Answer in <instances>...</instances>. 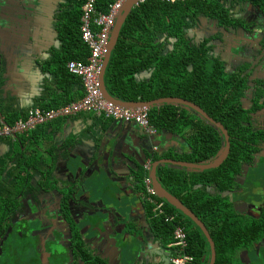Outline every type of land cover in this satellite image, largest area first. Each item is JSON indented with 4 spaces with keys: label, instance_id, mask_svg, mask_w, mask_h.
<instances>
[{
    "label": "flooded vegetation",
    "instance_id": "flooded-vegetation-1",
    "mask_svg": "<svg viewBox=\"0 0 264 264\" xmlns=\"http://www.w3.org/2000/svg\"><path fill=\"white\" fill-rule=\"evenodd\" d=\"M54 1L57 3H49ZM9 2L8 22L6 12L0 14V49L5 56L9 46H16L13 41L24 44L35 27L44 24L45 13L54 15L44 10L46 0ZM221 3L229 13L227 22L205 14L189 16L186 50L189 55L204 54L205 60L198 72L171 73V89L164 98L181 99L194 107L188 110L166 106L172 110L168 124L157 128L155 136H148L156 138L154 144L158 147L161 142L157 139L165 134L168 141L155 148L156 152L166 147L169 153L175 152L170 159L202 167H212L215 158L229 149L215 171L198 174L203 185L196 186L195 191L205 190L206 195L184 200L175 188L166 189L207 228V217L218 216L217 229L230 231L223 238L226 245L222 247V264H264V9L259 11L260 2L254 0ZM62 12L63 8L56 13L58 18ZM33 14L34 22L30 20ZM31 23L34 24L30 27ZM7 26L9 36L4 33ZM193 59L191 56L187 60ZM175 137L186 141L185 153L176 146ZM19 144L23 163L20 172L25 168V174L21 172L13 178L10 170L0 165V264H120L118 249L126 241L133 242L131 236H141L138 229L147 232L146 243L158 239L157 227L149 221L151 211L147 208V215L132 216V226H122V220H118L122 227L107 225L104 242L87 247L81 240L82 232L89 230L90 220L93 222L108 210L102 205L87 209L88 195L74 198L71 194L65 198L61 193L65 185L57 179L54 165L46 167L39 163L32 167L23 157L27 153L23 141ZM213 151L215 155L211 156ZM145 167L146 163L142 168V190ZM186 171L190 178L198 177L190 169ZM214 174L218 181L211 184ZM141 197L145 204L144 192ZM196 198L211 208L197 209ZM213 201L216 205H212ZM189 220L190 225L193 221ZM124 229L126 241L118 235ZM203 236L207 243L206 235ZM212 257L211 249L209 264Z\"/></svg>",
    "mask_w": 264,
    "mask_h": 264
},
{
    "label": "crops",
    "instance_id": "crops-1",
    "mask_svg": "<svg viewBox=\"0 0 264 264\" xmlns=\"http://www.w3.org/2000/svg\"><path fill=\"white\" fill-rule=\"evenodd\" d=\"M50 1L51 0H47L46 5L44 2L45 5L44 10L53 12L54 13L53 17H52V13L51 15L45 13L46 20L44 21V24L36 26L34 32H32L29 37L24 39L23 41L24 44L22 43L20 44V42H14V41L12 42L10 40L16 46L13 45L9 46L8 50L5 51V53L7 54L6 56L2 53V50L0 49V110L3 113V116L2 117L0 116V128H3L5 126H10L14 122H17L18 120L20 121L25 120L31 111L35 109H41L43 105L56 107L58 104H62V102L58 100L61 97H63L64 103L69 102V100L73 103H76L82 101L86 97V91L84 86L82 85L83 82L80 79H75L72 77L68 78L64 76V72L66 71L65 63L68 64V61L71 58L76 57L78 60L76 62L88 64L89 59L91 57V50L89 47L84 48L83 46H79V47L72 46V41H74L75 39V37H73V29L70 28L68 31L67 30L65 31V20L68 23L72 24V14H74L76 5L69 6L67 0H57V3L55 1L52 2V5H54L52 6L51 3H49ZM57 7H59V10L55 9ZM61 8H63V12L60 13L58 18V15L56 13L60 12ZM83 18H84V13H83ZM83 18H82V29L84 27ZM30 20L32 22L35 21V14H33ZM33 24L34 23H31L30 27ZM94 27H96L97 30H94ZM93 30L94 32H99L98 26L94 25ZM8 31L10 32V29H8ZM81 33L83 35V31ZM158 43H160V46L164 47V50H157V53L159 54L158 57L159 60H161L162 53L164 57H167L170 60L172 59L175 61H180L179 58L183 56V53L185 51L188 54V51L185 49L186 43L185 45H183L180 39L177 40L172 39L171 37L166 35L160 37L158 39ZM127 58H128L129 67L132 69L133 65L136 62V58L133 55H128ZM61 63H63V68L59 70V67L62 66ZM189 64L191 65L190 62ZM144 65H145V60L142 59L141 70L130 74V76L127 78V81H129L130 85L133 87L136 86L139 87L140 89L142 88V90L144 89L149 90L153 88V85H155L154 79H156L157 71L156 69L145 68ZM189 68H191V70L193 71V67L190 66L188 67V69ZM174 72L177 71H172V73ZM178 74L180 73L178 72ZM137 103H143V102H137ZM62 108H60L59 110H61ZM63 124L68 125V130L66 131L65 136L69 137L71 140L78 142L80 145V150L77 154L79 159L83 157L87 158L91 152L92 146L97 144L99 142L98 140L102 138L103 133L101 132V127L105 128L106 126H112V127L114 125L117 126L116 122L109 121L104 117L84 114V115L74 116L71 118L60 119L54 122L53 124L47 125L46 127H44V129L39 130L37 133L30 132L20 137L19 138L20 140L18 139L17 141L8 138L0 139V165L3 164L4 166V167L3 166L0 167H3L5 170L7 169L10 170V176L13 178L18 177V174L21 172L23 173L26 172L25 168H21V172H20V166H23V163H21V159L19 158L20 153L22 151V149L20 150L21 147L19 142H22L24 140L25 142H27L26 144H28L29 143L28 140H30L31 138L35 137L37 138V140L42 138L45 141L44 146L46 147V153H47L46 154L47 161H44V165L46 167H48V165L50 164L56 165L57 179L61 181L62 184H64L65 186H68V182H70V180L67 182V178L65 176L66 175L65 163H67L66 160L69 158V153L67 149L68 147H71V144L68 142L66 145L63 144L53 145V143L58 144L60 142V139L55 135L57 134L59 128L63 126ZM50 134H52V136H54L55 139L54 137H50L51 136ZM186 134L187 133H184L183 135ZM139 135L142 134L140 133ZM148 138L152 139L149 136ZM166 139L167 138L163 137L162 135L159 136L157 141L161 142L164 145L165 141L166 142L168 141ZM175 139L178 140L176 146H179L180 150L183 153H185L186 149L184 147L186 146V141L181 140L182 138L175 137ZM47 140L51 142L47 143ZM176 146L174 148H177ZM172 154L174 155L175 152L163 153V157H164L163 159L169 160L172 157ZM54 156H56L55 163L52 160ZM58 159H65V160H62V162H58ZM152 159L153 158H150V160L146 163V166L149 163H152L154 165L155 163H157L158 160L159 161L163 160L160 158L156 160L154 159L152 160ZM180 160L185 161L183 159ZM117 171L120 172L117 175L113 173L112 178L122 175L124 173V169H118ZM173 171L176 172V176L178 175L184 178L181 181H177V183L174 185H171L169 180H166V182H164L165 188L169 184L167 189L175 188L176 194L184 200H188L192 196L206 195L205 190L201 192L195 191L196 186L203 185L202 176L198 175L199 173H196L198 177L192 179L189 176H187L188 172L186 170H173ZM144 173L146 176L145 180H147V178L152 179V172H148L146 167ZM126 174L129 173L126 172ZM110 179L111 178H109L105 174L100 181L93 183L92 191L94 195L98 194L97 191L100 190L102 185L106 184V186H109L111 184V182H109ZM143 192L145 194L144 201L146 203L143 204L144 202L142 201L140 203V210L142 211V213L144 215H147V208H149L151 211V217L149 221L152 220V222H154L155 220H159L158 222L161 223L162 221L165 222L162 219L155 218L154 207L146 197L147 196L146 184ZM66 193L68 194L69 192ZM130 193L131 192H127V194ZM125 197L126 195L123 198ZM198 199H199V206L197 209H200L206 203L202 205L201 198ZM161 201L168 204V202H166L165 200L161 199ZM112 203L113 202H111V204ZM115 203L116 201L114 202V206L116 205ZM146 205H149L150 207ZM168 214L171 217H174L176 219L175 221H179L178 215H174L170 213ZM173 223L165 222V224H173ZM193 223H190L191 226L187 224L188 228H190L191 231L197 230L200 231L202 234H204L200 229V227H198L195 223L194 224ZM207 225H208L209 233L213 239V234L214 233L216 234V232H218L217 226L210 222L207 223ZM159 231L158 232L160 233L159 234L160 237H158V239L155 238L154 240H150L149 242H147L152 244L153 246L146 249L144 248L145 250L143 251H146L147 254L143 257V259L139 261L138 264H172L173 252H177L175 249H173L174 240L172 243V239H174V236L171 235L170 237L162 230ZM145 235L146 237L148 236L147 232L145 233ZM167 238H170L169 242L165 243L164 239ZM207 243H209L208 239H207ZM182 254L184 255V253ZM120 264H133V263L130 260L129 261L122 260Z\"/></svg>",
    "mask_w": 264,
    "mask_h": 264
},
{
    "label": "water",
    "instance_id": "water-1",
    "mask_svg": "<svg viewBox=\"0 0 264 264\" xmlns=\"http://www.w3.org/2000/svg\"><path fill=\"white\" fill-rule=\"evenodd\" d=\"M142 1L143 0H129L124 5V8L121 11L120 16L117 20V25L111 39L110 52L106 58L102 73L103 94L108 101L126 110L149 109L152 111L155 109L164 108L166 106L182 107L187 108L189 110L193 108L194 105L189 102H185L181 99H162L154 102L125 103L115 99L109 93L106 84V77L109 66L112 61L113 53L120 42L121 33L128 18L132 14L135 7L140 5ZM258 2L260 3L257 6V9L259 11H262V9H264V0H257V3ZM10 6L11 4L9 0H0V14L6 12L7 22ZM55 9L59 10V7ZM262 14L264 13L262 12ZM261 17H264V15ZM44 20H46L45 15ZM258 31L259 34H262V27L259 26ZM4 33L8 34V36L10 35V32L8 31V26ZM0 116H3L1 110ZM116 123L117 126H106L105 128L101 127V132L103 133V136L98 140L99 142L97 144L92 146L91 152L87 158L83 157L79 159V157L77 156L80 150L79 143L65 136V133L68 130V125L63 124V126L59 128L55 136L60 139V142L58 144L53 143V145H66L68 142L71 144V147H68L67 149L69 153V158L66 160L67 163H65V176L68 180H70V182H68L70 183V185L65 186V188L61 191L62 195L65 198H68L71 194H73L74 198H79L81 194H84L85 196L88 195L90 197L86 202L87 209L102 205L104 210H108L105 213H100L99 215H97L93 222L90 220L89 222L91 226L89 227V230L86 233L82 232L81 240L83 243H86L87 247L92 246L93 244L95 245L97 242H104V235L107 234L104 232L106 231L107 225H111L113 227H117L118 225L120 227H127L129 225L132 226L133 222L130 221L132 216L144 215L140 210V203L142 201L141 196H143L142 168H144L145 163L149 161V158L156 159V157H158L160 159H163V154L160 153L168 152L165 150V148L160 149V153L156 152L155 148H160L162 146V143H160V146L156 147L154 144L156 138H152L150 140L146 132L143 131L141 127L135 124H127L123 122ZM140 133L142 135H139ZM50 135V137H54L52 136V134ZM163 137H166L165 134L163 135ZM49 142L51 141L47 140V143ZM32 143H34V147H32L31 143L28 144V146L26 147L27 153L23 156L24 159L32 167L39 164V162L40 164H44V161H47V156H45V141L40 142L35 140ZM228 153L229 149H227L225 153H220L215 158L212 167H202L190 165L188 163L179 162L171 159H163L162 161H159L158 163L154 164L152 168V180L154 182V187L158 193L159 198L168 202V204L174 207L176 210L183 212L198 227H200V229L206 235L212 249L213 257L211 264L217 263V246L214 240L212 239V236L210 235L209 230L205 226V224L199 218L194 216L190 211H188L184 207L183 203L178 198L171 195L170 192L165 188L164 182H166L167 180V177L165 176V171L190 169L191 173L199 174L203 173V171H215L219 167V165L222 164L223 160L225 159V156ZM55 157L56 156H54L52 159L54 163ZM62 160L65 159H58V162H62ZM54 167L55 172H57L56 165H54ZM118 169H124V173L122 175L112 178L113 173L117 175L120 172L117 171ZM52 170L54 169L52 168ZM126 172H128L129 174H126ZM105 174L109 178H111L109 181L111 182V184L109 186H106V184L102 185L100 190L97 191L98 194L94 195L92 191L93 183L100 181ZM66 192L69 193L67 194ZM127 192L131 193L127 194ZM125 195L126 197L123 198ZM115 201L116 205L114 206ZM111 202L113 203L111 204ZM118 220H122V226L118 223ZM64 224L66 226V221H64ZM140 231L141 236L138 233L134 237L130 235L133 242L126 241L125 229L123 230V232L118 234L123 237L124 241H126H123V248L118 249L120 252L121 261L130 260L133 264H138L139 261L143 259V257L147 254L146 251L143 250L153 246L150 243H146V241L144 240L145 233L142 231V229H138L137 232ZM125 246L128 248V250H126Z\"/></svg>",
    "mask_w": 264,
    "mask_h": 264
},
{
    "label": "trees",
    "instance_id": "trees-1",
    "mask_svg": "<svg viewBox=\"0 0 264 264\" xmlns=\"http://www.w3.org/2000/svg\"><path fill=\"white\" fill-rule=\"evenodd\" d=\"M67 1L69 3V6L76 5V9L74 11V14H72V24L68 23L65 20V31H68L70 28L73 29V37H75L74 41H72L73 47L83 46L84 48H86L88 46L83 41V35L81 32L82 18L84 13L83 9L87 3V0ZM254 1L257 2V0ZM116 2L117 0H98V13L104 15L109 14L111 7ZM199 14H205L207 16L216 18H224L225 22H227V19L229 17L228 10L221 2L218 1L188 0L186 2H178L174 4L162 0H146L144 3H141L139 6L135 7V10L132 12L123 28L120 42L116 50L114 51L112 61L107 72L106 83L109 93L112 95V97L125 103L154 102L160 99H164L168 96V93L171 89L170 78L172 71H177L183 75L189 74L191 68L188 69V67L190 66L193 67V71H200L202 66L201 64H203L205 60L204 54L202 53L189 55V53L187 54L185 51L183 53V56L179 58L180 61H175L172 59L170 60L169 58L164 57L163 53L161 55V60H159V54L157 53V50H164V47L160 46V43H158V39L166 35H168L172 39L182 40V43H184L185 45V43L187 42V34L185 30L187 27L189 16H196ZM94 30H97V28L94 27ZM186 48H188V46H186ZM128 55H133L136 58V62L133 65L132 69L128 64ZM191 56L194 57V59L189 60L191 63L190 65L187 59H190ZM142 59L145 60V68L156 69L157 71L156 79H154L155 85H153V88L149 90H142V88L140 89L136 86L133 87L130 85V82L127 81V78L130 76V74L141 70ZM73 61L78 60L76 57H73L68 61V64ZM68 64L65 63L66 71L64 72V76L68 78L72 77L75 79H79L70 74L68 70ZM61 65L62 66L59 67V70L63 68V63H61ZM191 76L192 79L193 75ZM191 79H189V81H191ZM58 100L62 102V104H58L56 107L43 105L41 107V110L45 112L58 111L60 108L63 107L62 109H64L71 103H73L70 100L69 102L64 103L63 97L59 98ZM170 117H172V110L170 107H164L160 110L155 109L151 111V121L156 128H160L162 126L165 127L166 124H168ZM18 122H20V120L14 122L12 125H10V127H14ZM47 125H43V127L40 126L33 132L37 133L39 130L44 129V127H46ZM22 136L24 135L19 136L18 139ZM35 140L40 142L44 141V139L42 138L37 140V138L34 137L28 140V144L31 143L32 147H34V143L32 142ZM23 143L24 147L28 146V144H26L24 140ZM214 155L215 151L211 153V156ZM165 174L170 184H176L177 181H181L184 178L177 175L179 177L178 178L176 176V172L173 170H166ZM217 181L218 178L214 174L211 178V184H214ZM194 201L197 202L196 204L199 206V199L196 198ZM212 205H216V202L213 201ZM202 208L210 209L211 207L209 205H204ZM167 211L170 214L178 215L179 221H175L173 224H165V222L163 221L161 223L158 222L159 220H155L154 225L158 229V237H160L159 230H162L171 237V235L174 236L177 226H183V228L188 233L190 244V248L186 252V255L194 258V264H209L211 247L210 244L206 243V241L204 240L203 234L197 230L191 231L187 226V221L189 220L169 205L167 207ZM217 219L218 216H208L207 223L210 222L215 225ZM228 234H230V231L227 228H220L218 229V232H216V234H213V240L216 243L218 250L217 264H222V247L226 245L224 244V242L226 241L223 238ZM169 239L170 238L164 239L165 243H168ZM173 240L174 239H172V243Z\"/></svg>",
    "mask_w": 264,
    "mask_h": 264
},
{
    "label": "built area",
    "instance_id": "built-area-1",
    "mask_svg": "<svg viewBox=\"0 0 264 264\" xmlns=\"http://www.w3.org/2000/svg\"><path fill=\"white\" fill-rule=\"evenodd\" d=\"M129 0H118L111 8L109 15L100 14L97 11L98 0H87L83 9V41L91 50L88 64L71 62L68 70L71 75L83 82L86 97L79 102L72 103L59 111L45 112L35 109L29 113L25 120L18 122L14 127L0 128V139L8 138L17 141L21 135L35 131L38 127L51 124L59 119L71 118L79 115H97L113 122L135 124L143 129L150 137L157 134V128L151 121V110H126L108 101L102 89V73L106 58L110 52L111 39L124 5ZM143 0L141 3H144ZM170 3L186 2L188 0H162ZM224 2L225 0H207ZM97 25L99 32H94L93 26ZM153 164L146 166L148 172H152ZM147 187V199L154 207L156 219H162L167 223H173L176 219L167 212L166 203L158 198L152 179L145 180ZM174 248L172 264H194V259L186 255L190 248L189 236L183 227H176L174 233ZM184 253V255L182 254Z\"/></svg>",
    "mask_w": 264,
    "mask_h": 264
},
{
    "label": "rangeland",
    "instance_id": "rangeland-1",
    "mask_svg": "<svg viewBox=\"0 0 264 264\" xmlns=\"http://www.w3.org/2000/svg\"><path fill=\"white\" fill-rule=\"evenodd\" d=\"M126 250H128V248L125 246ZM128 263V262H127Z\"/></svg>",
    "mask_w": 264,
    "mask_h": 264
},
{
    "label": "clouds",
    "instance_id": "clouds-1",
    "mask_svg": "<svg viewBox=\"0 0 264 264\" xmlns=\"http://www.w3.org/2000/svg\"><path fill=\"white\" fill-rule=\"evenodd\" d=\"M194 259V258H193ZM194 262H195V260H194Z\"/></svg>",
    "mask_w": 264,
    "mask_h": 264
}]
</instances>
